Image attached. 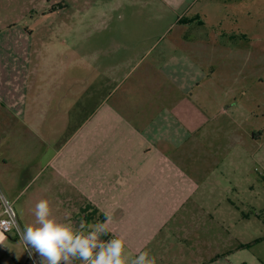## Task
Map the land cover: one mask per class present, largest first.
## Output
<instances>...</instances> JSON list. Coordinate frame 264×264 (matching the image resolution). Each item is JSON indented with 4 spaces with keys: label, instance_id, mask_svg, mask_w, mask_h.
Wrapping results in <instances>:
<instances>
[{
    "label": "crops",
    "instance_id": "1",
    "mask_svg": "<svg viewBox=\"0 0 264 264\" xmlns=\"http://www.w3.org/2000/svg\"><path fill=\"white\" fill-rule=\"evenodd\" d=\"M48 56L27 28L0 27V187L24 231L34 223L35 204L47 199L52 215L77 230L82 220L110 217V233L100 239L123 236L128 261L146 251L157 264H264L252 230L236 228L234 213L224 209L221 185L200 172L205 163L195 153L208 142L215 159L239 169L243 136L234 119L231 139L210 137L209 106L192 105L203 100L204 91H193L200 82L191 91H130L83 112L80 91L67 100L65 91L50 89ZM163 62L151 66L161 72ZM178 94L191 105L179 107ZM259 129L244 132L247 145L264 144ZM183 140L181 160L175 152ZM250 157L264 163L256 153ZM188 203L197 215L177 220ZM2 235L0 264H30L15 235Z\"/></svg>",
    "mask_w": 264,
    "mask_h": 264
},
{
    "label": "rangeland",
    "instance_id": "2",
    "mask_svg": "<svg viewBox=\"0 0 264 264\" xmlns=\"http://www.w3.org/2000/svg\"><path fill=\"white\" fill-rule=\"evenodd\" d=\"M10 25L27 28L48 48L50 89L65 91L67 100L80 91L83 112L130 91H191L198 81L193 91H204L203 100L192 105L209 106L212 139H231L234 119L243 136L251 126L264 132V0H0V27ZM155 61H164L161 72ZM181 98L179 107L191 105ZM243 136L239 169L215 159L210 142L195 157L205 163L201 174L221 185L236 228L252 230L264 261V144L247 145ZM186 152L183 140L175 153L182 160ZM192 214L188 203L176 219Z\"/></svg>",
    "mask_w": 264,
    "mask_h": 264
},
{
    "label": "clouds",
    "instance_id": "3",
    "mask_svg": "<svg viewBox=\"0 0 264 264\" xmlns=\"http://www.w3.org/2000/svg\"><path fill=\"white\" fill-rule=\"evenodd\" d=\"M33 215L34 223L26 228L23 239L39 254L41 264H73L75 260L82 264H157L156 258L146 251L128 261L123 236L102 241L100 237L110 233L111 218L106 214L104 222L86 224L82 220L77 230L69 223L59 222L52 215L50 202L41 199L35 204ZM8 223L0 221V227Z\"/></svg>",
    "mask_w": 264,
    "mask_h": 264
},
{
    "label": "built area",
    "instance_id": "4",
    "mask_svg": "<svg viewBox=\"0 0 264 264\" xmlns=\"http://www.w3.org/2000/svg\"><path fill=\"white\" fill-rule=\"evenodd\" d=\"M0 205L1 214L0 221H8V225L0 227V232L5 235L14 234L16 239L22 244L27 252L31 264H41V259L30 249L29 245L23 239L24 229L19 221L14 203L6 197L0 187Z\"/></svg>",
    "mask_w": 264,
    "mask_h": 264
},
{
    "label": "trees",
    "instance_id": "5",
    "mask_svg": "<svg viewBox=\"0 0 264 264\" xmlns=\"http://www.w3.org/2000/svg\"><path fill=\"white\" fill-rule=\"evenodd\" d=\"M110 240V238H108V241Z\"/></svg>",
    "mask_w": 264,
    "mask_h": 264
}]
</instances>
